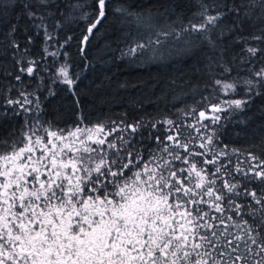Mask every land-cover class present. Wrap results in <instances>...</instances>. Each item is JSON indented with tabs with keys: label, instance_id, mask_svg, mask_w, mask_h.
Masks as SVG:
<instances>
[{
	"label": "trees",
	"instance_id": "obj_1",
	"mask_svg": "<svg viewBox=\"0 0 264 264\" xmlns=\"http://www.w3.org/2000/svg\"><path fill=\"white\" fill-rule=\"evenodd\" d=\"M202 2L215 5L208 14L224 13L210 31L191 29V24L202 22L198 0H106V16L85 43L83 35L98 15V0H49L40 6L37 0H0V154L13 143L23 146V134L30 130L46 139V128L67 134L77 127L103 124L105 132L117 131L100 134L102 139H130L129 150L139 152L145 161L150 155L171 160L160 149L165 144L173 147L166 137L176 135L179 125L180 140L188 143V150L176 151L182 156L203 153L190 159L209 172L223 166L218 186L224 180H241L240 192L257 187L242 177L264 161V81L255 75L264 67V56L249 58L244 49L264 48V41L251 39L264 35V6L261 0ZM29 11L36 17L29 18ZM137 16L150 18L151 27L138 23ZM158 32L171 35L157 44ZM149 39L153 42L149 48L122 54ZM53 52L58 55L46 54ZM29 61H36L31 76L21 71ZM65 64L74 80L71 87L57 74ZM224 84L234 88L225 90ZM25 98L30 103H24ZM234 100L243 103L239 108L225 103ZM212 105L221 110L213 112ZM201 111L206 113L203 120ZM217 116L219 120H214ZM138 121L140 126L132 133L127 125ZM208 137L210 150L200 147ZM214 154L215 164L203 163ZM171 164L175 169L189 167L182 160ZM237 166L243 171L237 172Z\"/></svg>",
	"mask_w": 264,
	"mask_h": 264
},
{
	"label": "snow or ice",
	"instance_id": "obj_2",
	"mask_svg": "<svg viewBox=\"0 0 264 264\" xmlns=\"http://www.w3.org/2000/svg\"><path fill=\"white\" fill-rule=\"evenodd\" d=\"M48 3L37 0V6ZM198 3L202 22L191 24V29L210 31L209 26H215L224 13L208 14L215 5ZM105 8L106 0H98V15L83 42H88L105 18ZM27 14L29 18L37 15ZM136 20L151 27L150 18L137 16ZM170 35L158 32L155 43ZM251 39L264 41V35ZM152 43L149 39L148 44H137L122 54H135ZM244 51L249 58L264 56V48L246 47ZM35 64L29 61L30 66L21 71L31 76ZM57 74L63 77L62 83L73 85L66 64ZM255 75L264 81V67ZM245 83L255 87L252 80ZM232 88L224 84L225 90ZM24 103L30 101L25 98ZM225 103L239 108L243 101ZM211 108L221 110L219 105ZM199 116L203 120L206 113L201 111ZM164 123L172 125L173 121ZM139 126L138 121L127 128L135 133ZM179 128L176 135L166 137L173 147L165 144L160 151L171 160H182L189 165L187 169H175L171 160L162 157L150 155L145 161L139 152L129 150L130 139L117 137L110 142L100 138V134L110 136L117 131L105 132L103 124L77 127L67 134L63 129L46 128V139L32 130L24 133L23 146L13 143L0 154V264H264V161L249 167L242 177L257 187L240 192L241 180H224L218 186L223 166L209 172L190 159L203 153L182 156L176 151L188 150V143L180 140ZM156 139L160 142L159 136ZM211 141L208 137L200 147L210 150ZM203 163L215 164V154ZM185 171L188 174L181 177ZM236 171L243 170L237 166Z\"/></svg>",
	"mask_w": 264,
	"mask_h": 264
},
{
	"label": "rangeland",
	"instance_id": "obj_3",
	"mask_svg": "<svg viewBox=\"0 0 264 264\" xmlns=\"http://www.w3.org/2000/svg\"><path fill=\"white\" fill-rule=\"evenodd\" d=\"M93 127H94V126H93ZM93 127H82V128H93ZM100 136H101V135H100ZM100 138H101V137H100ZM94 145H95V144H93L92 146L95 147Z\"/></svg>",
	"mask_w": 264,
	"mask_h": 264
}]
</instances>
